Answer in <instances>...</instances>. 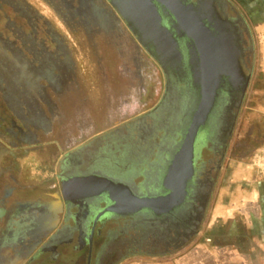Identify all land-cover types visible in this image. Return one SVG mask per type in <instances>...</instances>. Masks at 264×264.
<instances>
[{
  "label": "flooded vegetation",
  "instance_id": "1",
  "mask_svg": "<svg viewBox=\"0 0 264 264\" xmlns=\"http://www.w3.org/2000/svg\"><path fill=\"white\" fill-rule=\"evenodd\" d=\"M60 1L67 10L72 7L75 13L86 18L77 21L84 27L87 23H92L95 26L115 29L119 22L122 23L129 38L135 43L134 46L142 48L149 60L158 67L163 78L161 93L150 109L136 117V120H144L147 117L154 121L152 127H145L146 124H143L135 129V150L138 149L137 152L145 155L149 150L142 147L145 134L156 126L164 127L168 124L175 111L179 124L176 129L178 138L172 149H159L153 163H144L146 159L142 160L144 165L141 162L135 163L134 166L144 167L140 173L143 176L142 185L149 187L144 194L122 180L98 173L97 160L94 161L91 157V165L85 168L83 158L78 153L79 149L62 151L54 160L51 144L39 143L38 137L43 135L47 124L51 123L55 115L54 109L58 107L69 88L70 78L66 64L61 60L54 62L56 72L52 73L50 64L54 59L51 53L39 49L34 36L24 39L14 36L20 41L19 44L29 50V54L16 46L15 40L2 39L1 69L9 74L16 73L18 79L24 75L22 79L26 81L24 87L28 97L21 99V92L14 90L15 104L12 106L14 108H10L14 116L9 117V125L3 128L0 139L13 145L32 142L30 147L35 146V151L26 154L21 151L17 154L2 150L0 153V264H116L128 256L161 255L170 249L184 246L188 241L192 242L197 235L210 189L214 185L233 136L235 120L252 74L255 59L254 38L249 21L229 0H177L182 8H190L192 12L201 6L209 11L208 16L195 18L199 25L198 33L189 35L169 10L160 9L155 5L158 14L156 26L160 28L162 40L170 45L166 53L160 54L156 41L153 42L151 37L141 38L143 43L155 52L153 57L109 3V9H105L102 2L107 0ZM95 3L100 6L99 9ZM68 15L71 13L68 12ZM118 35L123 37L121 33ZM206 54L223 58L227 65L215 69L218 76L215 80L213 104L193 144V174L186 181L182 201L170 210L159 213L149 209L133 211L131 204L123 197L119 200H123L129 208L118 207V200L112 206L107 199V192L116 197L103 178L118 186L123 184L137 196H157L164 192L160 179L195 108L201 60ZM43 77H47L46 82L39 83ZM201 136L206 139L205 143L202 141L201 145L196 147ZM137 152L134 151L133 154ZM28 153H32L31 157L49 159L48 163H43L40 167L44 177L40 178L43 184L41 189H37L40 184L29 186L24 185L25 182L22 181L23 170L19 162L24 160V157L28 158ZM199 156L203 159L198 160ZM56 162L60 167L59 171L54 173ZM103 188L106 192L96 193ZM113 190L117 194L121 193L118 187ZM106 207L116 208L117 212L100 214ZM115 219L126 220V230L138 222L148 229L151 228V232L147 231L146 237L141 238H147V250H134L138 239L130 234L123 235V230L112 240H108L106 224ZM55 220L57 222L54 225ZM68 220L72 221L71 225L65 224ZM64 229L67 231V237L61 235ZM108 241L111 242L109 245ZM139 245L141 244H137ZM67 246H71L68 252L65 249ZM155 250L159 252L152 254ZM66 252L69 256L65 259ZM42 255L46 256L39 260Z\"/></svg>",
  "mask_w": 264,
  "mask_h": 264
},
{
  "label": "rangeland",
  "instance_id": "2",
  "mask_svg": "<svg viewBox=\"0 0 264 264\" xmlns=\"http://www.w3.org/2000/svg\"><path fill=\"white\" fill-rule=\"evenodd\" d=\"M102 3L105 9H109L107 1ZM63 4L60 0H0V51L3 50L2 39H5L15 40L16 46L28 53L29 50L19 44L20 41L14 36L23 39L34 36L39 49L51 53L54 59L50 64L52 73L56 72L53 63L60 60L68 69L69 88L54 109L55 115L51 123L47 124L43 135L38 137V141L51 144L54 160L62 151L79 149L78 153L83 158L85 168L91 165V157L94 161L97 160V172L101 175L122 180L141 194L147 193L149 187L142 185L143 176L140 174L141 168H144L142 160L146 159L144 163H153L159 149H172L178 138L176 129L179 124L175 111L168 124L164 127L156 126L145 134L144 145H141L149 149L145 155L137 152L138 149L135 150V129L143 124H146L145 127H152L154 121L147 117L136 120V117L156 103L162 90V75L142 48L134 46L135 43L129 38L122 23L119 22L115 29L95 26L92 23H87L84 27L77 21L86 18L75 13L72 7L67 10ZM94 5L100 8L97 3ZM249 13L250 11L244 12L247 15ZM248 24L251 26L250 21ZM251 29L255 58L252 74L235 120L228 150L210 189L208 202L198 225V230L202 229L200 239H205L208 233L206 229H212L211 213L214 212L215 200L219 198V201L228 206L229 202H237L239 188L249 186L250 189L256 185V181L264 179V42L261 41L262 34L253 27ZM120 33L125 38L120 37ZM16 75L3 72L0 66V133L9 125V117L14 116L10 109L15 104L14 90L21 92V99L28 97L24 87L26 81L22 79L24 75L21 79ZM45 78L47 77L38 82L45 83ZM205 140L201 136L196 147L202 141L204 144ZM29 143L13 145L0 139V153L4 148L14 151L16 149L17 154L21 151L22 154L34 152L35 146L32 148L30 146L33 143ZM24 147L30 148L23 149ZM134 151L137 153L133 154ZM31 154L28 153V158L24 157L19 162L23 170L22 181L26 183L24 185L42 186L40 178L44 177L40 167L43 163H48L49 159L31 157ZM201 159L203 158L199 156L198 160ZM138 162L142 165L134 166ZM204 162L205 160L203 164ZM59 167L56 162L54 173L59 171ZM36 180L40 182H35ZM233 216L237 218V211ZM56 222L55 220L54 225ZM126 223L124 219H115L106 224V238L112 240L123 230V235H133L138 239L137 244H141H135L134 250H147V238H141H145L151 228L148 229L138 222L126 230ZM65 224L71 225L72 221L68 220ZM228 226L226 221L219 228L226 229ZM61 235L67 237V231H61ZM108 242L109 245L111 242ZM194 245V240L188 241L184 246L170 249L161 255H133L116 264H176L180 259H189L190 249ZM69 247L71 246L65 247L67 252ZM67 252L65 259L69 256ZM158 252L155 250L152 254ZM45 256L42 255L39 260Z\"/></svg>",
  "mask_w": 264,
  "mask_h": 264
},
{
  "label": "water",
  "instance_id": "3",
  "mask_svg": "<svg viewBox=\"0 0 264 264\" xmlns=\"http://www.w3.org/2000/svg\"><path fill=\"white\" fill-rule=\"evenodd\" d=\"M108 3L115 9L117 14L123 19L127 28L135 35V37L140 41L142 46L147 52L154 57L155 52L149 49L142 41L141 38H148L145 34L146 29L144 24L147 20H150L157 25L158 14L155 10V5L158 8H166L173 18L179 21H186L189 25H193L192 21L187 17L189 14L181 9L177 0H174L176 7L173 10L168 6L166 0H107ZM174 3V2H172ZM181 11V13L179 11ZM185 13V15L183 13ZM149 17V19H147ZM154 40L153 42H155ZM154 52V53H152ZM207 55V56H206ZM201 60V73L199 74V90L197 91V102L195 108L190 114L189 121L182 133L181 140L172 155L169 163L167 164L164 174L160 179V186L163 188L164 192L157 196H141L134 195L127 189L123 184H117L103 178V180L112 186L118 187L121 193L117 194L113 190L112 194L116 197H112L109 192H107V199L110 201L111 205H115L117 199L122 197L127 201L133 202V211L138 209H149L151 212L159 213L168 211L176 204H179L185 194L186 181L191 177L192 173V159H193V144L197 136V132L201 129L206 115L209 112L214 99L215 94V77L218 74L215 69L224 68L227 62L224 63V59L215 55L206 54ZM248 78V77H247ZM247 82V79L246 81ZM106 189H100L96 193L104 192ZM106 192V191H105ZM57 197V194L54 193ZM105 212H117L116 208L106 207L100 214Z\"/></svg>",
  "mask_w": 264,
  "mask_h": 264
},
{
  "label": "crops",
  "instance_id": "4",
  "mask_svg": "<svg viewBox=\"0 0 264 264\" xmlns=\"http://www.w3.org/2000/svg\"><path fill=\"white\" fill-rule=\"evenodd\" d=\"M229 1L242 13L250 11L251 17L244 14L246 20L262 34L264 42V0ZM4 151L15 152L6 148ZM248 187L239 188L237 202H229L228 206L219 198L215 200L212 229H206L205 239H200L202 229H199L189 259H180L176 264H264V179L256 181L251 190ZM235 211L237 218L233 216ZM226 221L229 226L220 229L219 225H225Z\"/></svg>",
  "mask_w": 264,
  "mask_h": 264
},
{
  "label": "bare ground",
  "instance_id": "5",
  "mask_svg": "<svg viewBox=\"0 0 264 264\" xmlns=\"http://www.w3.org/2000/svg\"><path fill=\"white\" fill-rule=\"evenodd\" d=\"M174 2V3H172ZM166 3L168 4V6L173 10V7L175 6L176 7V4L174 0H166ZM204 5V4H203ZM200 6V4H199ZM201 8L203 9L204 6H201ZM201 8H196L195 9V12H192L191 9H187V8H182L181 9L186 13L187 15V12L190 13V15L193 16V18L187 16L191 21L192 23H194L193 25H189L186 21H179V25H181V28L184 29L189 35L191 33V35H195L196 32L198 33V30H197V27L199 28V25L197 24V21L195 18H200L201 17H205V15L208 14V10L207 9H203L201 10ZM179 11V10H178ZM181 13V11H179ZM183 13V12H182ZM185 13H183L185 15ZM208 16V15H207ZM147 19H149V17H147ZM211 21V20H210ZM158 25V24H157ZM144 28L146 29L145 31V34L147 35V37H151L152 41L156 40V45H157V50L158 51H161L159 52L160 54L162 53H166L168 48H169V43H165L164 40H162V33L160 31V28L157 27V26H154V24L152 22H150V20H147L144 24ZM182 33V32H181ZM197 35V34H196ZM161 41H163V43H161ZM168 41V40H167ZM170 42V41H168ZM162 46V47H161ZM196 49V48H195ZM195 59V58H194ZM198 62V61H197ZM199 65V64H198ZM199 72V71H198ZM197 72V73H198ZM217 78V75L215 77V80ZM99 183V182H98ZM108 186L107 187H110L111 188V192H113V189H117V187L115 186H112L110 184H107ZM97 189V188H96ZM118 200V199H117ZM125 200V199H124ZM123 200H118V207L120 208H129V207H126V204L125 202H122ZM127 203H130L132 208L134 207V203L133 202H130V201H127ZM124 206V207H123ZM130 206V207H131Z\"/></svg>",
  "mask_w": 264,
  "mask_h": 264
},
{
  "label": "built area",
  "instance_id": "6",
  "mask_svg": "<svg viewBox=\"0 0 264 264\" xmlns=\"http://www.w3.org/2000/svg\"><path fill=\"white\" fill-rule=\"evenodd\" d=\"M262 168V167H261ZM262 169H264V168H262Z\"/></svg>",
  "mask_w": 264,
  "mask_h": 264
}]
</instances>
